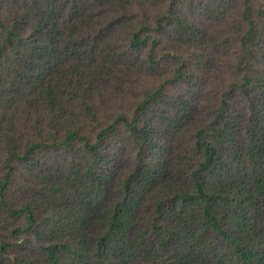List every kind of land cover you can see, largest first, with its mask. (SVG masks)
<instances>
[{
  "label": "trees",
  "instance_id": "16d2710c",
  "mask_svg": "<svg viewBox=\"0 0 264 264\" xmlns=\"http://www.w3.org/2000/svg\"><path fill=\"white\" fill-rule=\"evenodd\" d=\"M190 1L234 54L207 116L169 92L209 59L179 0H0V264H264V0ZM129 80L132 114L107 98Z\"/></svg>",
  "mask_w": 264,
  "mask_h": 264
},
{
  "label": "rangeland",
  "instance_id": "374dc122",
  "mask_svg": "<svg viewBox=\"0 0 264 264\" xmlns=\"http://www.w3.org/2000/svg\"><path fill=\"white\" fill-rule=\"evenodd\" d=\"M146 1H148L147 4H150L149 12L151 10L157 14L166 9L171 0ZM179 1L184 10L190 14L191 17L199 19V23L203 26V28H205V46L209 54V59L208 62L205 63L206 65L202 70L197 69L199 74L198 82L196 81L193 86L188 84H184V86H176L175 88L169 89V92L172 94L182 92L189 95V97L194 96L193 92H198L199 98H195L196 109H198L197 111H199L203 116H207L210 106L221 100V97L226 91L225 88L229 85V82H231V78H233L235 71L232 64L234 54L231 46L226 44L228 42L227 37L224 35L221 36L222 24L217 21H209L204 16L199 15L200 7L197 3L191 2L190 0ZM107 34L108 33H106V35ZM219 35L220 37H218L214 43L212 39ZM111 36L112 34L109 35V37ZM186 47L187 46H184V48ZM177 67H179L177 59L164 57L151 78L147 80V83L153 84L155 80L158 82H165L166 79H170L175 75ZM147 83L137 80H129L124 87L113 85L111 90H113L114 93H117L120 97L107 98L116 110L132 114L136 109L137 102L140 100L145 84ZM26 111L27 109L23 105L20 109V115L26 114ZM21 129L25 130L26 127ZM114 148L117 152L121 153L120 156L121 159H123L122 163L118 166V171L122 172V174L129 172L134 166L136 150H134L131 142L127 139L125 132L119 133V135L115 138ZM4 158L5 153L0 149V162L3 161ZM5 234L6 232L3 228H1L0 242ZM34 245L36 246L37 244L34 243Z\"/></svg>",
  "mask_w": 264,
  "mask_h": 264
}]
</instances>
